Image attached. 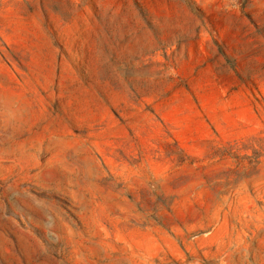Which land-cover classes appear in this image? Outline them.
Here are the masks:
<instances>
[{"label": "rangeland", "instance_id": "1", "mask_svg": "<svg viewBox=\"0 0 264 264\" xmlns=\"http://www.w3.org/2000/svg\"><path fill=\"white\" fill-rule=\"evenodd\" d=\"M0 264H264V0H0Z\"/></svg>", "mask_w": 264, "mask_h": 264}]
</instances>
